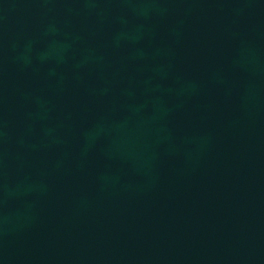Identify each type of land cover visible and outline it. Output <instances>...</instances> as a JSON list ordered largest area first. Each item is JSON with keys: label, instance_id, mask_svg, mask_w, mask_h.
I'll return each mask as SVG.
<instances>
[{"label": "water", "instance_id": "95a60500", "mask_svg": "<svg viewBox=\"0 0 264 264\" xmlns=\"http://www.w3.org/2000/svg\"><path fill=\"white\" fill-rule=\"evenodd\" d=\"M0 264H264V0H0Z\"/></svg>", "mask_w": 264, "mask_h": 264}]
</instances>
